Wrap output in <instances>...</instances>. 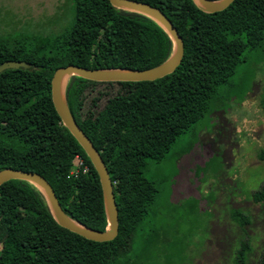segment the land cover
<instances>
[{"label": "trees", "instance_id": "obj_1", "mask_svg": "<svg viewBox=\"0 0 264 264\" xmlns=\"http://www.w3.org/2000/svg\"><path fill=\"white\" fill-rule=\"evenodd\" d=\"M138 1L161 10L181 37L183 54L174 70L145 81H92L69 75L64 85L69 112L107 169L117 209L116 235L97 242L59 226L36 186L9 179L0 183V264H135L132 244L145 231L158 194L156 184L143 174L147 160L161 161L191 125L229 107L222 91L230 89L243 52L264 40V0H233L212 13L192 0ZM70 6L71 19L56 33L0 36V63L28 64L26 69L0 72V169L40 174L67 216L102 231L107 222L98 177L54 110L51 75L67 64L153 67L168 57L172 42L152 19L116 8L108 0H70ZM259 103L264 111V86ZM75 155L87 169L72 175ZM250 196L264 202V180ZM229 218L246 236L248 215L233 208ZM243 235L232 264H248L250 246ZM150 237L153 232L147 230L145 251L153 245ZM252 264H264V246Z\"/></svg>", "mask_w": 264, "mask_h": 264}, {"label": "rangeland", "instance_id": "obj_2", "mask_svg": "<svg viewBox=\"0 0 264 264\" xmlns=\"http://www.w3.org/2000/svg\"><path fill=\"white\" fill-rule=\"evenodd\" d=\"M71 16L70 0H0V36L56 33ZM242 60L230 89L222 91L229 107L191 125L161 161L147 160L143 174L158 194L145 231L132 244L135 264H232L243 235L229 218L233 208L249 218L243 228L248 264L264 246V202L250 196L264 180V40ZM147 230L154 242L145 251Z\"/></svg>", "mask_w": 264, "mask_h": 264}, {"label": "water", "instance_id": "obj_3", "mask_svg": "<svg viewBox=\"0 0 264 264\" xmlns=\"http://www.w3.org/2000/svg\"><path fill=\"white\" fill-rule=\"evenodd\" d=\"M204 12L212 13L224 9L233 0H192ZM110 5L127 11L142 14L155 21L167 33L172 42V49L168 57L161 63L145 69H120V68H85L73 64L57 67L50 78V99L62 125L80 145L94 171L100 185L106 227L104 230L87 228L71 219L61 208L53 189L47 180L40 174L15 168L0 169V183L9 179L25 180L36 186L44 195L50 213L55 222L85 239L97 242L111 240L117 233V209L112 191L111 181L101 159L99 152L84 134L69 112L64 98V85L69 75H77L92 81H145L160 78L171 73L179 64L183 54L182 39L175 27L165 14L157 7L138 0H108ZM27 62L22 60H5L0 63V72L5 69H26ZM62 79H64L62 81ZM61 82L62 85H61Z\"/></svg>", "mask_w": 264, "mask_h": 264}, {"label": "built area", "instance_id": "obj_4", "mask_svg": "<svg viewBox=\"0 0 264 264\" xmlns=\"http://www.w3.org/2000/svg\"><path fill=\"white\" fill-rule=\"evenodd\" d=\"M72 163V167L69 171L70 174L76 175L79 168H82V171L86 170L87 165L83 163V160L79 155L74 156Z\"/></svg>", "mask_w": 264, "mask_h": 264}, {"label": "bare ground", "instance_id": "obj_5", "mask_svg": "<svg viewBox=\"0 0 264 264\" xmlns=\"http://www.w3.org/2000/svg\"><path fill=\"white\" fill-rule=\"evenodd\" d=\"M63 80H64V79H62V81H63ZM62 83H63V82H61V85H62Z\"/></svg>", "mask_w": 264, "mask_h": 264}]
</instances>
